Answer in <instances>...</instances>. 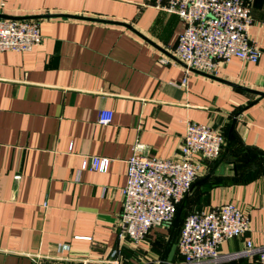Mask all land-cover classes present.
<instances>
[{
	"label": "crops",
	"instance_id": "0c3cea01",
	"mask_svg": "<svg viewBox=\"0 0 264 264\" xmlns=\"http://www.w3.org/2000/svg\"><path fill=\"white\" fill-rule=\"evenodd\" d=\"M248 1L258 60L233 56L216 74L191 70L182 84L172 50L184 23L154 0H0V13L38 21L42 33L29 50H0V264L162 261L171 227L152 228L138 244L119 241L126 160L136 142L142 153L174 157L188 122L208 124L225 142L217 159L204 160L182 209L234 203L249 229L222 242L220 254L257 264L264 0ZM101 110L112 113L107 125L97 122ZM87 156L108 157L107 170H81ZM246 241L255 251L244 253ZM171 262H181L177 250Z\"/></svg>",
	"mask_w": 264,
	"mask_h": 264
},
{
	"label": "built area",
	"instance_id": "2783aa9c",
	"mask_svg": "<svg viewBox=\"0 0 264 264\" xmlns=\"http://www.w3.org/2000/svg\"><path fill=\"white\" fill-rule=\"evenodd\" d=\"M157 9L177 15L184 23L172 50L183 64L182 84L191 70L216 74L233 56L242 61L258 60L261 51L251 40V4L248 0H154ZM42 33L35 20L0 17V50L25 51L40 44ZM168 63L170 57L162 56ZM112 113L99 111L97 122L107 125ZM225 139L205 123L188 122L179 151L172 158L142 153L136 142L126 160L127 181L121 189L122 209L118 217L119 241L138 244L157 226L171 227L174 209L190 191L204 160L217 159ZM110 159L84 157L81 170L105 172ZM264 166V161H263ZM249 229V218L234 203L188 212L175 236L181 262L156 261L152 264H232L239 253L222 255V242L241 236ZM247 253L255 249L246 241ZM116 252V251H114ZM257 264H264V248L257 251ZM110 264H119L113 259ZM147 264V263H142Z\"/></svg>",
	"mask_w": 264,
	"mask_h": 264
},
{
	"label": "water",
	"instance_id": "95a60500",
	"mask_svg": "<svg viewBox=\"0 0 264 264\" xmlns=\"http://www.w3.org/2000/svg\"><path fill=\"white\" fill-rule=\"evenodd\" d=\"M0 17L2 18H6V19H25V17H13V16H9V15H5L0 13ZM255 92L259 93L260 95H264L263 91H259V90H254ZM195 183L192 184L191 189H193ZM187 196V194L184 196L183 199H185V197ZM182 211V204L181 205H177L174 209V217L173 220L171 222V234L169 237V241L167 243V248L164 251L162 260L163 261H167L170 262L172 260L173 254L176 250V243H175V236H176V231L180 226V214Z\"/></svg>",
	"mask_w": 264,
	"mask_h": 264
},
{
	"label": "trees",
	"instance_id": "16d2710c",
	"mask_svg": "<svg viewBox=\"0 0 264 264\" xmlns=\"http://www.w3.org/2000/svg\"><path fill=\"white\" fill-rule=\"evenodd\" d=\"M182 201H181V203H182ZM186 214H187V212L182 209L181 214H180V223L182 222V220L184 219ZM177 231H178V229H177ZM177 231H176V234H177Z\"/></svg>",
	"mask_w": 264,
	"mask_h": 264
}]
</instances>
